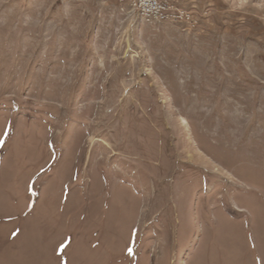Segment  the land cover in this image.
<instances>
[{
    "label": "rangeland",
    "instance_id": "374dc122",
    "mask_svg": "<svg viewBox=\"0 0 264 264\" xmlns=\"http://www.w3.org/2000/svg\"><path fill=\"white\" fill-rule=\"evenodd\" d=\"M175 1L0 0V264H264V0Z\"/></svg>",
    "mask_w": 264,
    "mask_h": 264
},
{
    "label": "built area",
    "instance_id": "2783aa9c",
    "mask_svg": "<svg viewBox=\"0 0 264 264\" xmlns=\"http://www.w3.org/2000/svg\"><path fill=\"white\" fill-rule=\"evenodd\" d=\"M122 6L136 10L149 23H184L190 28L199 24L195 12L175 0H116Z\"/></svg>",
    "mask_w": 264,
    "mask_h": 264
},
{
    "label": "crops",
    "instance_id": "0c3cea01",
    "mask_svg": "<svg viewBox=\"0 0 264 264\" xmlns=\"http://www.w3.org/2000/svg\"><path fill=\"white\" fill-rule=\"evenodd\" d=\"M199 1H200V0H194L193 3H195V2L197 3V2H199ZM202 1H203V0H202ZM194 6H198V4H194Z\"/></svg>",
    "mask_w": 264,
    "mask_h": 264
}]
</instances>
